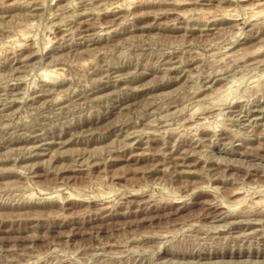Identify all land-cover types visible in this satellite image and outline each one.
<instances>
[{
  "label": "rangeland",
  "instance_id": "374dc122",
  "mask_svg": "<svg viewBox=\"0 0 264 264\" xmlns=\"http://www.w3.org/2000/svg\"><path fill=\"white\" fill-rule=\"evenodd\" d=\"M0 264H264V0H0Z\"/></svg>",
  "mask_w": 264,
  "mask_h": 264
}]
</instances>
